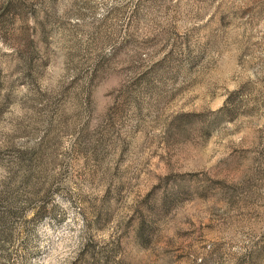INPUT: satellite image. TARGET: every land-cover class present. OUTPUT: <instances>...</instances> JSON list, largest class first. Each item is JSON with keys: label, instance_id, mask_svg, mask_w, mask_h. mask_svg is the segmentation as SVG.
Wrapping results in <instances>:
<instances>
[{"label": "rangeland", "instance_id": "obj_1", "mask_svg": "<svg viewBox=\"0 0 264 264\" xmlns=\"http://www.w3.org/2000/svg\"><path fill=\"white\" fill-rule=\"evenodd\" d=\"M0 264H264V0H0Z\"/></svg>", "mask_w": 264, "mask_h": 264}]
</instances>
